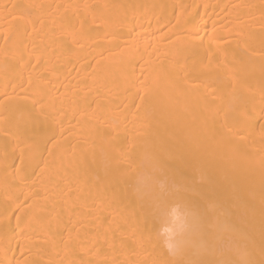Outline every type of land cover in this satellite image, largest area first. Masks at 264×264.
Wrapping results in <instances>:
<instances>
[{
	"label": "bare ground",
	"instance_id": "6f19581e",
	"mask_svg": "<svg viewBox=\"0 0 264 264\" xmlns=\"http://www.w3.org/2000/svg\"><path fill=\"white\" fill-rule=\"evenodd\" d=\"M0 264H264V0H0Z\"/></svg>",
	"mask_w": 264,
	"mask_h": 264
}]
</instances>
